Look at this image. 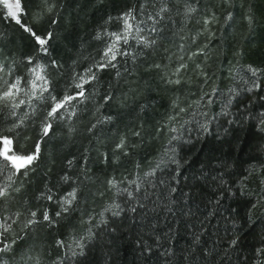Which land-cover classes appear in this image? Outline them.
Wrapping results in <instances>:
<instances>
[{
  "label": "trees",
  "instance_id": "obj_1",
  "mask_svg": "<svg viewBox=\"0 0 264 264\" xmlns=\"http://www.w3.org/2000/svg\"><path fill=\"white\" fill-rule=\"evenodd\" d=\"M23 4L24 23L51 33L48 52L0 3V77L27 80L25 58L33 56L47 66L57 98L74 94L77 77L95 71L106 33L123 29L121 14L131 10L143 29L133 37L155 44L121 41L130 55L96 71L87 99L73 101L42 140L48 93L17 109L30 117L17 150L33 151L39 141L40 156L27 176L0 178V186L10 184L0 222L15 220L8 242L20 237L0 264H264V0H48L51 12L41 0ZM213 14L210 36L204 20ZM149 16L157 17L155 33ZM104 117L112 119L97 124ZM14 120L0 112V133L10 136ZM121 139L124 149L116 147ZM73 189L76 199L63 212ZM30 212L38 223L24 228Z\"/></svg>",
  "mask_w": 264,
  "mask_h": 264
},
{
  "label": "snow or ice",
  "instance_id": "obj_2",
  "mask_svg": "<svg viewBox=\"0 0 264 264\" xmlns=\"http://www.w3.org/2000/svg\"><path fill=\"white\" fill-rule=\"evenodd\" d=\"M44 5L43 11L51 12L52 7L48 4V0H41ZM0 3L4 5V8L7 10V16L14 21L24 32L28 33L36 45L38 46V51L42 54H47L48 52V43L51 39V33H47L45 35H39L33 29L32 26L24 23L23 17L27 16V10L23 4V0H0ZM196 9L192 7L187 8V13L190 14L194 12ZM166 7H161L160 12H166ZM123 21V30L120 33H106L109 37H111V43L106 47L105 51L102 54L101 61L94 65L95 71L93 68H89L86 72L85 76H79L77 79L79 83L75 84L76 92L72 95H64L60 98L52 95V90L50 89V81L47 79V76L44 74L46 70V65H42L39 61L36 60L35 57L29 56L26 57V63L29 65L27 71L30 74L29 78L25 80L22 76H15L12 78L11 82L8 80H4L0 77V81H2V86H0V112H3L4 109L8 110V114L11 117H15L13 121L12 127L8 130L11 135L5 136L0 133V178H7V181L12 182L13 176L23 175L27 176L29 171H32L34 168V163L39 159L40 156V143L39 141L34 146V150L30 152H21L17 150L16 146V137L18 136V131L26 128L27 124L30 121L29 114L25 113L24 118H21L17 114V109L20 108L21 105L27 103L29 106L32 105V100L35 99L37 101L45 99L44 94L48 93L47 99L51 101L48 106V110L45 113L42 121L39 124L40 129V138L41 140L44 137H48L53 130V122L57 119L63 118L65 113L69 112V108L72 105L73 101L87 99L85 94V85L90 83L91 81L96 79V71L103 70L108 67H115L114 61H116L117 56H127L130 53L127 50H122L120 48L121 41L124 44L128 43L130 37H133V32L141 33L143 29H141L138 25H134L132 21L135 20V16L131 10L121 14L118 18ZM148 19L152 21V27L148 30L149 32L155 33L157 32L156 16H149ZM231 19V14H229L225 20ZM216 22V18L213 14L211 18H207L204 20L205 32L208 34L214 35L208 29V25ZM137 40V43L144 45L145 47H150L155 44V39H150L147 35H137L133 37ZM195 39V38H193ZM198 51H203L202 49ZM196 55V53H193ZM55 65V62H53ZM156 67H159L157 65ZM186 67L185 64L181 63L179 67L176 69L175 74H178L181 69ZM255 75L256 70L250 69ZM0 72H3V66L0 65ZM9 75H11V69H9ZM119 75V73H117ZM168 83H180L179 79H169ZM25 86H28V90L25 91ZM24 94L28 96V100L20 99V95ZM105 102L111 100V96L104 97ZM33 114L36 112V108H32ZM70 115H75V112H71ZM111 117H104L103 120H98L97 124L104 123L110 121ZM96 127V124H93L89 131L91 132ZM135 135H139V133H135ZM118 149L125 148V141L121 139L120 143L116 146ZM71 164V161H69ZM11 173V174H9ZM65 181L68 180V177L63 178ZM111 186H116V181L110 180L108 182ZM9 188L10 184H5L0 186V199L7 198L9 196ZM14 191H20L19 188L13 189ZM129 195H131L129 193ZM48 200L52 199L51 195H47L44 197ZM76 199V190L73 189L72 192L68 193V195L64 198L62 211L68 212L69 206L73 204V201ZM116 208H119V205H115ZM135 211V209H132ZM60 212L56 213V216H60ZM120 213L113 212V215H119ZM30 218L25 222L24 228H29L32 225L38 223L36 220V212L29 213ZM43 220L47 221L50 225L55 221L49 216L48 212L45 211L43 213ZM11 221L12 223L15 220L9 217L7 220L0 222V228L3 231H0V243H2V247H0V253L7 252L11 249L12 244L16 243V240L20 237L14 236L10 242L7 240L6 233L11 230ZM61 245L62 241L58 242ZM237 244V239H233L230 243V246H234ZM80 249L79 254H83L84 244L80 243L77 245ZM78 253L73 252V255H77Z\"/></svg>",
  "mask_w": 264,
  "mask_h": 264
},
{
  "label": "rangeland",
  "instance_id": "obj_3",
  "mask_svg": "<svg viewBox=\"0 0 264 264\" xmlns=\"http://www.w3.org/2000/svg\"><path fill=\"white\" fill-rule=\"evenodd\" d=\"M13 2H14V0H13ZM122 30H123V29H122ZM122 30L116 31V32H114V33H120V32H122ZM110 43H111V39H110L108 45H109ZM108 45H107V46H108ZM6 80H7V79H6ZM0 86H2V81H1V83H0ZM27 90H28V89L26 88L25 91H27ZM25 96H26V95H24V94L22 93V94L20 95L19 98H20V99H24V100L26 101ZM26 98H28V96H27Z\"/></svg>",
  "mask_w": 264,
  "mask_h": 264
}]
</instances>
